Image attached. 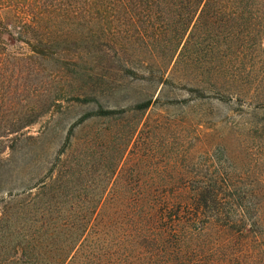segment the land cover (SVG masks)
<instances>
[{
    "label": "rangeland",
    "instance_id": "rangeland-1",
    "mask_svg": "<svg viewBox=\"0 0 264 264\" xmlns=\"http://www.w3.org/2000/svg\"><path fill=\"white\" fill-rule=\"evenodd\" d=\"M69 2L0 0V264H264V0ZM210 181L236 229L147 254L126 198Z\"/></svg>",
    "mask_w": 264,
    "mask_h": 264
},
{
    "label": "trees",
    "instance_id": "trees-1",
    "mask_svg": "<svg viewBox=\"0 0 264 264\" xmlns=\"http://www.w3.org/2000/svg\"><path fill=\"white\" fill-rule=\"evenodd\" d=\"M159 1L160 0H82V4L80 6H75L76 4L74 5L72 4V2H69V4L70 7L76 9V11H79L80 13H82L83 11V14L100 16L101 14L105 15L107 12H112L115 18H118L119 14H123L124 16L128 17L129 20H132L133 13H129V6L141 7V14L149 16V14L151 13L150 4ZM187 1L191 3H205L209 0ZM216 1L220 2L234 0ZM33 24H36V18H33ZM2 34L11 35L5 30L0 31V40L2 42ZM25 43L31 45L30 39L26 40ZM31 47H33L31 48V52L33 54L36 53L44 55L43 52L36 51V48L34 46ZM83 101L85 104L88 103V100ZM106 114H108V112L102 111L100 109L96 111H89L82 115L80 121L84 122L91 118L105 116ZM1 127L2 126H0V129ZM23 127L24 126L16 131H19ZM8 132L14 133L9 130H0V136H3V133ZM181 183H183V186H185L186 188V182ZM210 183L212 184L211 181L203 182L202 186H197L196 188H192L193 186L187 187L189 190L184 195L180 194L176 196H166L142 194L126 198V200H128L129 202V207H127L128 210L126 212L127 220L132 227L139 230L138 234L141 238V246H144L147 254L151 256H156V253L157 255H162L161 253H163L166 249L165 246L167 245L168 238H172L175 242L174 243L172 241V248L181 250V245L179 246L178 244V242L181 241V239L178 237L180 235V226H186L187 228H189L188 231L192 232L195 230L201 231L205 227V224L197 226L202 222L201 218L206 219L204 223L217 221L220 222L222 226H225L228 229H236L238 225V219L236 217L237 213H235L236 211L235 209H233L235 206V195L222 193L217 190L216 187L214 188L216 189V192L212 191V185H209ZM213 183L215 184V182ZM219 183L222 184V182ZM42 185L41 187L44 190V184ZM210 205H213L215 209L212 212H208V210L210 209ZM226 205L229 206L228 210H226ZM88 214L94 216L95 211ZM88 214L86 213L84 216H82L83 218L81 224L73 227L75 228L74 231H76V233L78 231L80 237L83 235V233H85V229L88 227L87 223L91 219V216L87 218ZM148 259H152V257H149ZM194 263L199 264L200 262L197 259L194 261ZM146 264L150 263L146 262Z\"/></svg>",
    "mask_w": 264,
    "mask_h": 264
}]
</instances>
